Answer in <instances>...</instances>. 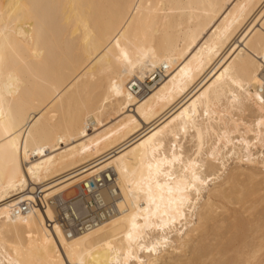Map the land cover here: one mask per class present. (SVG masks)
<instances>
[{"label":"bare ground","instance_id":"1","mask_svg":"<svg viewBox=\"0 0 264 264\" xmlns=\"http://www.w3.org/2000/svg\"><path fill=\"white\" fill-rule=\"evenodd\" d=\"M233 4L244 6L243 17H228L230 34L222 40L224 10L240 13L229 8ZM262 12L264 0H0V97L11 101L0 114V264H157L165 257L173 264H264V219L247 217L264 204V196L256 198L257 174H245L249 188L238 181L239 171L205 187L224 174L223 122L233 127L221 115L230 107L229 84L213 82L226 66L234 75L245 72L249 54L264 44ZM121 51L127 60L117 59ZM113 82L120 95L109 91ZM247 87L252 101L245 98L246 122H252L260 116L258 79ZM193 101L204 138L197 159L214 154L222 166L208 157L200 172L207 182L199 198L192 193L184 219L129 242L127 219L134 209L117 178L150 159L158 140L167 147L178 136L179 151L188 136L186 156L199 147L194 129L180 131L186 122L180 113L187 109L191 117ZM229 139L231 156L256 167L253 149L264 150L259 140L250 143L251 134ZM88 179L103 184L100 195L115 212L67 237L54 203L69 190L75 195ZM31 194L43 207L15 214L13 208ZM220 209L225 217L218 216ZM157 238L167 243L162 239L156 254L140 247Z\"/></svg>","mask_w":264,"mask_h":264},{"label":"snow or ice","instance_id":"2","mask_svg":"<svg viewBox=\"0 0 264 264\" xmlns=\"http://www.w3.org/2000/svg\"><path fill=\"white\" fill-rule=\"evenodd\" d=\"M239 7L240 13L237 15L235 12H229L228 9L224 10L223 19L226 22L225 27L222 30V40H226L230 34V28L232 21H229L228 17L231 15L235 19L243 17V5H229V8ZM264 19V12L260 14ZM261 35L264 36V25L260 28ZM252 30L249 29L246 36L251 35ZM119 47V45H117ZM123 57L128 59L126 51H121L117 59ZM259 66V73L257 70ZM235 70L231 66H226L220 75L216 76L215 84L218 81H224L229 84V88L226 92L227 102L230 107L226 111L221 112L222 116H229L230 122L233 127L230 129L229 121H224V131L221 134L224 137L223 143L225 145V155L231 156V152L227 151V145L230 142L231 136L243 137L251 134L255 139L250 143L255 144L259 140L262 147H264V44L256 49L255 54L250 53L248 56V66L243 74H233ZM259 81L260 90L255 96V101H258V107L260 111L259 118L253 117L252 122H246L244 117L247 115L245 107V98L248 101H252V90L247 85ZM213 84L209 85V88L213 87ZM110 92L115 95H120V92L113 82V86L109 89ZM12 93L9 92V95ZM204 93H201L203 96ZM8 103L11 106V101H6L3 97H0V114H3L4 104ZM254 103V101H253ZM198 113L195 110V101H193V112L191 117L188 116V110L184 109L180 113V117L185 118V124L180 128V131L187 132L189 127L195 130L194 139L199 141V147L192 149L187 156L185 155L183 145H181L179 151L177 145L180 143L179 137L169 142L166 147L163 140L155 142L153 153L151 158H142L140 164L134 165L132 170L128 168L123 169V173L119 176L118 182L120 183V190L124 194L125 199L129 202V207L134 211L128 216L127 224L128 230L125 236L129 242L140 240L145 237L146 233L155 229L156 231L163 233L165 229H169L170 226H174L178 220L184 219L185 209L193 203L192 193L196 194L199 198L200 186L207 181L200 175V172L206 167L208 163V157L217 159V162H222L214 156V154L205 153L204 159L198 160L197 157L201 156V149L204 148V138L197 125L195 116ZM204 117L209 116V112L205 109L203 113ZM177 117H173V120ZM190 120V123L187 122ZM171 123V122H170ZM241 128L244 131H241ZM160 129L153 132L148 138L152 140L156 137ZM241 140L235 141L240 143ZM249 143V141H243ZM10 147L15 148L16 142L13 137L8 139ZM145 143L141 142V145ZM221 140L216 141L218 147ZM194 153V155L192 154ZM27 154V152H26ZM29 174L33 176V179H38V174L32 172L29 169ZM211 179V177H209ZM123 203V201H121ZM51 215V212L49 213ZM143 221L138 223L137 221ZM57 233H60V229H57ZM167 243L166 238H157L155 243L149 246L141 244L140 247L147 252L156 254L161 246V242ZM61 240L63 237L61 236ZM69 248V245H65ZM71 255V253H69ZM131 255V247L125 252V261L129 259ZM54 264H68L66 261H55ZM74 264V262H73ZM117 264L119 262L117 261ZM140 264H145L144 261H140Z\"/></svg>","mask_w":264,"mask_h":264},{"label":"built area","instance_id":"3","mask_svg":"<svg viewBox=\"0 0 264 264\" xmlns=\"http://www.w3.org/2000/svg\"><path fill=\"white\" fill-rule=\"evenodd\" d=\"M101 182L88 179L75 195L55 201L56 221L67 237L87 232L115 212V206L103 201L99 190ZM42 208L37 194L13 208L15 214L26 213L30 208Z\"/></svg>","mask_w":264,"mask_h":264},{"label":"rangeland","instance_id":"4","mask_svg":"<svg viewBox=\"0 0 264 264\" xmlns=\"http://www.w3.org/2000/svg\"><path fill=\"white\" fill-rule=\"evenodd\" d=\"M164 69V68H163ZM158 74V73H157ZM157 77H159V74L158 75H156V78ZM249 114H247L246 115V117H244V119L245 120H249L248 118H250L249 116H248ZM189 137L187 136V138H186V141H185V139L184 140H182L183 142V146H184V148H186V150L187 149H189L190 147H191V142L189 141V139H188ZM188 139V140H187ZM189 141V142H188ZM253 153H254V159L253 160H255V162L257 163V165H256V167H253V165H251V164H248V163H246V162H240V161H238V159H236V156H224L225 158H223L222 159V161L224 162L223 164L225 165V171H223L224 172V174H220V176L218 177V178H214L213 179V181H211V182H208L207 183V185L205 186L206 188H212L215 184L217 185L218 183H219V181H220V183H222V181H224L226 178V176L229 174V172H233V171H239L238 173H240L241 175H240V177L238 178V181L240 182V183H244V185H246L245 187L246 188H249V187H251V185L250 184H248L247 183V181H246V176H245V174L247 173V172H254L255 174H257V181H256V179H255V181L253 180V184H254V186L256 187V198H261V197H263L264 196V167H263V165H264V150H260L259 148H256L255 150L253 149ZM220 161V160H219ZM219 163L220 162H218V163H216L218 166H219ZM215 164V165H216ZM262 164V165H261ZM217 166V167H218ZM222 172V173H223ZM245 172V173H244ZM246 183V184H245ZM256 183H257V185H256ZM259 183V184H258ZM252 184V185H253ZM71 195H73V191L72 190H69V191H67V192H65V193H63L62 194V198H68V197H70ZM202 200V199H201ZM249 205V203H247V205L246 206H248ZM238 207V206H237ZM236 207V208H237ZM230 208H233V206H230ZM263 208V209H262ZM256 210H257V212H256ZM256 210H254L253 212H252V216H247V217H253L254 219L253 220H257V218L256 217H258V216H260V217H258L259 219H261V221L264 219V216H262V215H264V204H261V205H259L257 208H256ZM218 216H220V217H225L227 214L223 211V210H218ZM223 213V215H221V214ZM226 214V215H225ZM249 214V212H247V215ZM260 214H262V215H260ZM245 215V214H244ZM255 215V216H254ZM254 230V229H253ZM172 234H174V233H172ZM175 235H173V237H174ZM173 237H171V238H173ZM166 258V257H165ZM164 258V260H160L159 261V263L157 262V264H165V263H167V264H173L174 262H170L167 258L165 259ZM174 259V258H173ZM130 264H133L132 262L130 263Z\"/></svg>","mask_w":264,"mask_h":264}]
</instances>
